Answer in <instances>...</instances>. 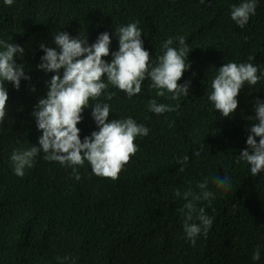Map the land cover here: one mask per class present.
<instances>
[{"label":"trees","instance_id":"obj_1","mask_svg":"<svg viewBox=\"0 0 264 264\" xmlns=\"http://www.w3.org/2000/svg\"><path fill=\"white\" fill-rule=\"evenodd\" d=\"M240 2L13 0L9 6L0 0V40L25 48L17 63L31 77L21 80L19 90L5 82L9 99L0 122V264H264V172L252 176L245 161L237 163L247 148L254 102L264 101V79L242 87L230 117L215 111L208 99L211 81L224 63L252 62L264 71V0H257L244 28L230 16ZM129 23L142 30L150 64L163 54L166 40L172 38L171 46L178 48L177 37H184L191 68L178 83L191 82L188 96L173 100L167 90L157 96L145 79L141 92L131 98L109 85L112 99L103 93L89 101L90 106L108 103L109 121L131 117L149 129L147 136L135 139L138 150L116 180L93 174L87 161L77 167V180L71 167L45 160L43 152L23 177L17 176L10 156L15 149L38 145L41 132L31 114L53 75L37 68L44 55L39 44L55 48L53 33L58 31L87 37L89 44L100 33H113L110 55L103 57L110 62L118 50L115 30ZM153 99L174 110L149 111ZM82 117L77 127L83 142L98 129L90 108ZM184 156L189 159L181 172L177 161ZM217 176L230 177L231 187L217 188ZM205 180L215 199L199 201L197 207L205 208L213 224L193 245L179 211L185 201L176 192L199 193L198 184ZM257 248L260 259L253 260Z\"/></svg>","mask_w":264,"mask_h":264},{"label":"clouds","instance_id":"obj_2","mask_svg":"<svg viewBox=\"0 0 264 264\" xmlns=\"http://www.w3.org/2000/svg\"><path fill=\"white\" fill-rule=\"evenodd\" d=\"M4 2L10 6L13 0ZM204 2L201 0V3ZM256 7L257 0H241L238 5L231 7V19L244 28L250 16L255 14ZM115 31L118 50L111 53L110 62L103 57L110 55L113 33H100L96 41L89 44L87 37H72L66 31H58L53 33L55 48L43 42L39 44L44 55L40 57L37 68L53 75L47 81L46 96L38 100L31 114L41 132L38 145L15 149L10 156L17 176L23 177L25 169L31 168L34 158L43 152L45 160L71 167L77 180L80 179L77 167L83 166L85 161L90 164L93 174L116 180L138 150L135 139L147 136L149 129L131 117L109 121L110 105L96 102L90 106L89 101L97 100L103 93H106L107 99H112L115 93L106 92L109 85L131 98L141 92L145 79L151 81L150 87L157 90V96L163 97L165 90L172 94L173 100L182 95L188 96L191 82L178 83L183 73L191 68L187 62L190 50L184 37H177L178 48L171 46L172 38L166 40L162 46L163 54L157 57L154 64H150L151 56L143 46L142 30L137 23L120 26ZM18 54L23 57L25 48L0 40V122L7 115L9 96L5 82L19 90L22 79H31L26 75L25 65L17 63ZM248 60L253 61L254 57L250 56ZM261 79H264V71L252 62L224 63L211 81L208 99L214 104L215 111H219L223 117H230L238 107L237 96L242 87L246 83L254 86ZM31 90L36 91L34 87ZM86 108L91 109V117L98 131L85 136L82 142L77 125L82 121V113ZM173 110L171 106L158 104L154 99L149 102V111L155 114ZM254 110L255 117L249 119L254 122L248 128L247 148L240 152L237 159V163L242 160L250 166L252 176L264 172V101L255 100ZM195 155L198 156L199 152ZM188 159V156L178 159L177 163L181 165L179 171H184ZM213 183L219 189L231 187L228 176H217ZM198 188L199 193L191 189L183 193L179 190L176 192V196L185 201L179 211L184 217L183 231L193 245L196 237L201 233L207 235L213 224V218L206 214L204 207L198 208L197 202L203 200L210 204L215 194L208 190V180L198 184ZM252 259H260L259 248L254 251Z\"/></svg>","mask_w":264,"mask_h":264}]
</instances>
